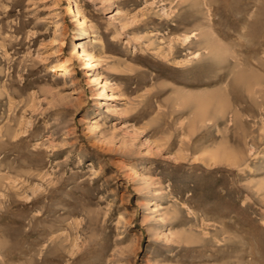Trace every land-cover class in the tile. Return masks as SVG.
<instances>
[{
  "label": "rangeland",
  "instance_id": "obj_1",
  "mask_svg": "<svg viewBox=\"0 0 264 264\" xmlns=\"http://www.w3.org/2000/svg\"><path fill=\"white\" fill-rule=\"evenodd\" d=\"M0 264H264V0H0Z\"/></svg>",
  "mask_w": 264,
  "mask_h": 264
},
{
  "label": "bare ground",
  "instance_id": "obj_2",
  "mask_svg": "<svg viewBox=\"0 0 264 264\" xmlns=\"http://www.w3.org/2000/svg\"><path fill=\"white\" fill-rule=\"evenodd\" d=\"M259 2V1H258ZM257 9V8H256ZM198 35H200V34H198ZM195 36H197L196 35V33L195 34H193V35H185L181 40L183 41V42H188L189 41V43H193L192 41H193V37H195ZM201 36H202V34H201ZM179 40H180V38H179ZM207 42H209V40L207 41ZM80 45H79V41H76L75 42V44H74V49H75V51H77V49H78V47H79ZM207 47H209L208 45H207ZM211 53L212 54H214L215 55V53H217L215 50H216V48H214L213 46H211ZM83 56L85 55L88 59H89V61H91V59L92 58H90V56H89V54L87 53V52H85L84 51V53L83 52H81V50L79 51ZM255 53V52H254ZM218 54V53H217ZM239 58V57H238ZM210 65V64H209ZM218 68V67H217ZM214 70V69H213ZM211 75V74H210ZM207 77V76H206ZM251 82V83H250ZM249 82V90H250V94L251 95H255L256 94V92H257V89H256V86H255V84H254V82H252V81H250ZM262 82H259V81H257L256 82V85L257 84H261ZM237 114V113H236ZM237 116V115H236ZM238 117H240V116H238ZM98 119V118H97ZM96 123H98V121L97 120H95V122L93 123V125L94 124H96ZM214 156H217V155H214ZM213 156V157H214ZM236 161H237V158H236Z\"/></svg>",
  "mask_w": 264,
  "mask_h": 264
}]
</instances>
